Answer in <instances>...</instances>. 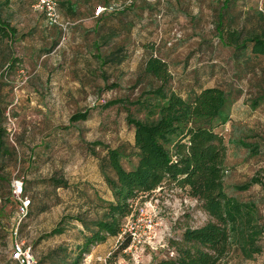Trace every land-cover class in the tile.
<instances>
[{
	"label": "rangeland",
	"instance_id": "374dc122",
	"mask_svg": "<svg viewBox=\"0 0 264 264\" xmlns=\"http://www.w3.org/2000/svg\"><path fill=\"white\" fill-rule=\"evenodd\" d=\"M35 1L9 0L1 12L16 33L0 42V128L8 148L0 156V264H14V240L36 264L75 257L87 231L73 217L99 219L111 200L99 169L105 148H118L122 166L132 167L125 118H146L135 105L101 106L134 101L158 84L143 72L150 52L166 62L167 87L181 96L201 87L228 93L227 120L214 128L226 148L224 191L256 205L263 232L258 254L246 259L234 248L219 264H264V54H252L250 43L236 50L227 36L232 29L241 38L264 34V0H228L224 8L222 0H56L59 25H49ZM100 5L109 7L97 13ZM82 111L85 120L69 119ZM252 177L258 182L235 188ZM15 178L30 200L20 219ZM49 178L64 185L54 188ZM131 206L122 233L90 247L78 264H153L170 256L167 242L185 226L208 220L194 199L166 184ZM58 227L60 234L46 236Z\"/></svg>",
	"mask_w": 264,
	"mask_h": 264
},
{
	"label": "trees",
	"instance_id": "16d2710c",
	"mask_svg": "<svg viewBox=\"0 0 264 264\" xmlns=\"http://www.w3.org/2000/svg\"><path fill=\"white\" fill-rule=\"evenodd\" d=\"M8 2L0 0V42L9 41L16 33L1 15ZM227 2L222 0V8ZM227 36L236 50L244 49L250 43L252 54H264L263 33H251L241 38L239 32L232 29ZM143 72L158 84L141 92L134 101L111 100L101 106L135 105L144 110L146 118H125L126 124L133 129L132 167L125 169L122 166V152L118 148H105L99 169L111 200L101 205L103 213L99 219L73 217L87 234L76 246L77 253L68 264H78L81 255L89 253L90 247L117 236L122 220L130 214L132 202L164 184L194 199L208 220L198 227L185 226L178 239L167 242L172 254L153 264H219L234 248L243 258H252L261 251L259 239L263 232L257 207L251 201H240L225 193L222 174L226 148L221 134L214 131L215 126L227 120L228 93L218 87H201L181 96L167 87L170 75L166 62L151 52L144 60ZM2 96L0 92V98ZM87 115L86 111L76 112L69 119L85 120ZM2 132L0 128V134ZM7 154L8 148L1 134L0 156ZM49 181L54 188L64 185L60 180L49 178ZM257 182L252 177L235 188L246 190ZM61 230L52 228L46 236L60 234ZM127 243L125 237L119 248Z\"/></svg>",
	"mask_w": 264,
	"mask_h": 264
},
{
	"label": "built area",
	"instance_id": "2783aa9c",
	"mask_svg": "<svg viewBox=\"0 0 264 264\" xmlns=\"http://www.w3.org/2000/svg\"><path fill=\"white\" fill-rule=\"evenodd\" d=\"M33 7L35 10L42 13L44 19L49 25L61 24L57 14L56 0H36ZM108 7L109 6L100 5L98 6L96 12L98 13L103 10H106ZM11 194L17 200L18 203L17 207L19 209L18 219H20V217H23L24 214L26 213L27 205L29 203L28 198H26L23 195L22 180L20 178H15L11 181ZM133 232H128L129 234L128 236L131 240V243L134 242ZM130 247L131 245L128 246V249ZM171 254L172 252L170 251L169 255ZM11 258L15 262V264H36V260L34 259L30 251V248L23 246L21 241L18 240H14L13 243L11 244Z\"/></svg>",
	"mask_w": 264,
	"mask_h": 264
}]
</instances>
